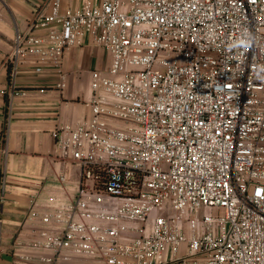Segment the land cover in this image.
Segmentation results:
<instances>
[{
  "label": "built area",
  "instance_id": "built-area-1",
  "mask_svg": "<svg viewBox=\"0 0 264 264\" xmlns=\"http://www.w3.org/2000/svg\"><path fill=\"white\" fill-rule=\"evenodd\" d=\"M43 3L5 60L8 121L29 92L16 85L24 58L60 66L87 39L111 58L91 70L90 115L51 131L54 157L79 168L77 189L31 206L39 254H15L47 264L67 254L94 264H264V0ZM65 86L61 73L54 87ZM67 177L59 172L62 184ZM6 182L3 173L0 204Z\"/></svg>",
  "mask_w": 264,
  "mask_h": 264
},
{
  "label": "crops",
  "instance_id": "crops-1",
  "mask_svg": "<svg viewBox=\"0 0 264 264\" xmlns=\"http://www.w3.org/2000/svg\"><path fill=\"white\" fill-rule=\"evenodd\" d=\"M84 1L63 0V8H78ZM43 7V0H0V176L7 175L6 193L0 204V264H47L24 261L15 252L39 254L29 246L33 235L26 215L31 206L42 207L51 196L63 198L77 189L79 168L54 157L51 131L61 121L90 115L86 101L91 95V70L106 69L111 58L90 39L82 46L67 49L60 66L35 57L24 58L16 85L29 92L14 99L8 121L7 97L1 92L11 83L5 60L16 31L26 29L28 18ZM38 66L42 70L38 71ZM61 73H65L63 91L54 87ZM63 169L68 173L65 184L59 180ZM57 264L94 263L87 257L67 254L60 255Z\"/></svg>",
  "mask_w": 264,
  "mask_h": 264
}]
</instances>
